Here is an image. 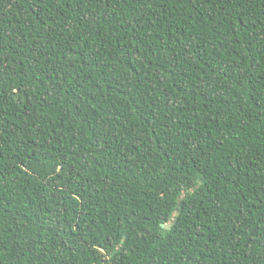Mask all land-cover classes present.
<instances>
[{"label":"trees","instance_id":"1","mask_svg":"<svg viewBox=\"0 0 264 264\" xmlns=\"http://www.w3.org/2000/svg\"><path fill=\"white\" fill-rule=\"evenodd\" d=\"M0 264H264V0H0Z\"/></svg>","mask_w":264,"mask_h":264}]
</instances>
